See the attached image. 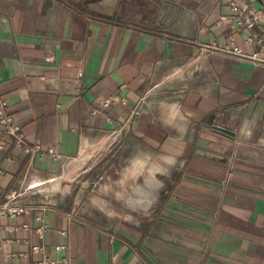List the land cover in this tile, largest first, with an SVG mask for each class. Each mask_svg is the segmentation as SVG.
Listing matches in <instances>:
<instances>
[{
  "label": "crops",
  "instance_id": "crops-1",
  "mask_svg": "<svg viewBox=\"0 0 264 264\" xmlns=\"http://www.w3.org/2000/svg\"><path fill=\"white\" fill-rule=\"evenodd\" d=\"M233 45L264 51V0H0V131L61 154L3 137L0 264H264V61Z\"/></svg>",
  "mask_w": 264,
  "mask_h": 264
},
{
  "label": "built area",
  "instance_id": "built-area-1",
  "mask_svg": "<svg viewBox=\"0 0 264 264\" xmlns=\"http://www.w3.org/2000/svg\"><path fill=\"white\" fill-rule=\"evenodd\" d=\"M259 18H261V16L256 13L253 14L252 16L248 17L245 19V23L248 25L253 24L255 21H257ZM224 49L234 52L240 56L246 57V58H250L256 61H264V51L260 52V51H252V52H244L240 47L233 45L232 47H228L225 46ZM115 99V97H105L102 100V105L106 106L108 105L110 102H112V100ZM122 102L124 103L125 101L122 100ZM6 101L4 99H1V106L3 107L5 105ZM2 122L4 124V129L2 131H0V148H3V137L5 135H10L13 138V142L19 146H22L24 149L26 150H32V151H40L41 154H52L55 155L57 157H61L60 153L55 152V150L49 146L47 148H45L44 150L41 148H35L32 146H29L26 141L24 140L23 134L21 132L20 126L13 122V120L11 119V117L6 114L5 112H3V118H2ZM39 149V150H38ZM15 192H12L10 194L11 197H14ZM26 209V206L22 205V204H16V203H10L8 201H4V202H0V214H11V215H15L18 213L23 212ZM24 226H26V224H23ZM56 249H62L65 247V245L62 244H58L55 246ZM43 246L42 245H33L32 246V250L35 252H40L42 251ZM61 260L64 263L68 262V259L66 257H62ZM38 263H47V264H54L56 261L53 258H50L48 256H42L40 258L37 259Z\"/></svg>",
  "mask_w": 264,
  "mask_h": 264
}]
</instances>
